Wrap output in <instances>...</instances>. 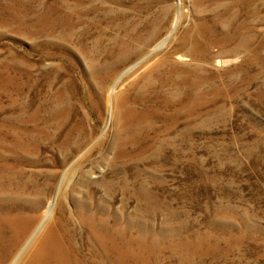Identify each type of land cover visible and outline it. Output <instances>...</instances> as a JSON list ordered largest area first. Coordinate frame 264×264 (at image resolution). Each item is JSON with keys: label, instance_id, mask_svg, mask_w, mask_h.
<instances>
[{"label": "rangeland", "instance_id": "374dc122", "mask_svg": "<svg viewBox=\"0 0 264 264\" xmlns=\"http://www.w3.org/2000/svg\"><path fill=\"white\" fill-rule=\"evenodd\" d=\"M0 264H264V0H0Z\"/></svg>", "mask_w": 264, "mask_h": 264}, {"label": "bare ground", "instance_id": "6f19581e", "mask_svg": "<svg viewBox=\"0 0 264 264\" xmlns=\"http://www.w3.org/2000/svg\"><path fill=\"white\" fill-rule=\"evenodd\" d=\"M166 39H167V38H165V39L162 40L160 43H158V44L156 45V47H154V50L163 47V45H164L165 42H166ZM66 177H67V172H65V173L63 174L62 178H61V181H60V185H59V187H58L57 194L60 193V190L62 189V185H63L64 181L67 180ZM52 206H53V207H52ZM56 208H58L59 210H62V211L65 213V211H64L61 207L58 206V203H57V197L55 198L54 201L49 202V207H48V209H47V212H48V213L50 212L51 215H52V219H51L50 222H52V223L55 225V228H56V229H61V230H62L63 226H62L60 220H56V219H55V216H53L54 213H55V209H56ZM60 219H61V218H60ZM64 220H65V219H64ZM66 225L68 226L67 229L72 230L71 228H69V226H70L69 224H66ZM91 231H92V232L97 231L99 234L103 232V231H101V229H99L97 226H92V227H91ZM105 236H106V235H105ZM113 244H114V246H113V252L116 253V252H118V249H119V245H118L117 240H114V241H113ZM14 258H15V257H14Z\"/></svg>", "mask_w": 264, "mask_h": 264}]
</instances>
